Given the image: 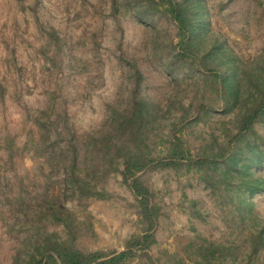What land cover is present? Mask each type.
Returning <instances> with one entry per match:
<instances>
[{
  "label": "rangeland",
  "instance_id": "1",
  "mask_svg": "<svg viewBox=\"0 0 264 264\" xmlns=\"http://www.w3.org/2000/svg\"><path fill=\"white\" fill-rule=\"evenodd\" d=\"M176 1L185 51L159 0H0V264L127 250L149 223L124 162L175 137L223 157L137 174L158 218L126 264H264V117L236 137L264 96V0Z\"/></svg>",
  "mask_w": 264,
  "mask_h": 264
},
{
  "label": "trees",
  "instance_id": "2",
  "mask_svg": "<svg viewBox=\"0 0 264 264\" xmlns=\"http://www.w3.org/2000/svg\"><path fill=\"white\" fill-rule=\"evenodd\" d=\"M159 1L161 4L167 6L171 18L175 21L178 29L179 47L181 50L185 51L189 44L188 41L190 39L191 30L190 23L182 6L176 0ZM263 117L264 96L255 103L249 114L244 118L243 125L236 137L240 138L245 136L246 133L250 132L253 126ZM220 157L223 156L220 154L212 158L206 157L203 160H196L191 156V153L185 146L184 142L180 138L175 137L172 152L167 158L156 159L142 154L140 156H132L126 159L124 162L125 168L123 171V179L124 181L129 182L130 186L135 191V194L140 197L143 213L149 223L148 232L140 238L131 240L128 244L127 250L123 252H113L111 254H106L104 252H84L74 246L58 243L41 256V258L31 264H126L127 261L135 255V247L140 246L144 250L150 248L151 243L154 240L153 231L156 227L158 218L156 208L151 205V192L139 182L136 178L137 174L148 169L179 164L183 161H187L189 163L202 162L203 164H209ZM75 162L73 165L74 167L72 168V176L75 179H78L75 175ZM260 235V237L263 238L264 229L261 231ZM146 255L154 262V264H156L149 252H146Z\"/></svg>",
  "mask_w": 264,
  "mask_h": 264
}]
</instances>
